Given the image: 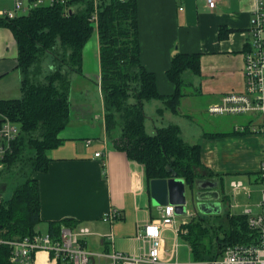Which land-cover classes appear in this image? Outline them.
<instances>
[{"label": "crops", "instance_id": "crops-1", "mask_svg": "<svg viewBox=\"0 0 264 264\" xmlns=\"http://www.w3.org/2000/svg\"><path fill=\"white\" fill-rule=\"evenodd\" d=\"M5 1L0 0V7H11L12 3H2ZM137 5L141 61L156 74L160 93L170 95L176 89V84L168 76V69L177 53H196L200 57L199 71L186 69L182 73L184 96L177 112L165 109L160 114L158 109L165 106L162 100L144 102L147 114L156 112L150 118L154 128L176 123L185 141L201 143L203 162L213 173L196 181H217L213 188L219 190L221 204L228 198L224 175L253 173L261 183L259 169L264 155V138L249 131L236 130L238 125L249 121V116L229 120L225 126L229 130L221 137L201 127L195 132L190 120L185 119L189 130L186 132L180 121L174 118L186 116L185 105L194 111L195 103L196 110H201L202 105L208 108L227 92L245 89V52L249 48L255 0H219L216 8H210L206 0H137ZM17 57L18 47L11 29L0 27V82L14 75L17 85L0 83V99L22 95ZM187 73L190 74L188 79L185 78ZM100 76V44L96 34L84 48L83 73H71V119L60 132L62 143L48 150L47 170L33 174L40 192L41 220L36 228L40 233H47L52 222L62 223L71 219V225H67L76 232L82 228L89 229L82 236L89 251L111 252L114 249L140 254L149 246L136 235L146 222L160 217L163 205L153 204L152 179H148L145 166L117 149L107 134ZM156 114L163 117L162 120L159 117L153 120ZM146 127L148 132H152L147 120ZM120 134L121 128L117 127L112 135L117 137ZM234 181H241L243 186L236 189ZM230 187L235 196L242 191L251 194L241 178L232 179ZM236 204L230 203V207ZM113 209L117 211V217L112 221L105 220L106 214ZM187 210L195 213L192 218L206 215L193 211L188 204ZM178 215L182 214L176 213L177 219ZM63 224L66 223L61 226ZM176 226L182 230V225ZM171 232L170 228L163 231L165 259L172 251L168 235ZM110 233L113 234L112 239L108 237ZM92 260L102 264L106 257H93ZM35 264L73 263L57 262L49 251L41 249L35 254Z\"/></svg>", "mask_w": 264, "mask_h": 264}, {"label": "trees", "instance_id": "trees-1", "mask_svg": "<svg viewBox=\"0 0 264 264\" xmlns=\"http://www.w3.org/2000/svg\"><path fill=\"white\" fill-rule=\"evenodd\" d=\"M0 27H8L14 35L22 77L21 97L0 99V111L21 128L0 175L6 191L12 186V194L0 202V237L23 238L38 232L40 192L33 174L47 170L48 150L62 143L60 132L71 119V73H83L84 48L96 34L105 126L114 146L143 164L149 180L169 177V167L188 185L200 178L196 167L206 168L212 175L203 162L201 143L185 141L178 124L147 131L144 102L162 100L165 106L158 109L160 114L165 109L177 112L184 96L182 73L186 69L199 71L200 57L196 53H177L168 69L176 89L170 95L160 93L156 74L141 61L137 0H60L30 8L15 18L1 17ZM117 127L121 134L116 137L112 134ZM227 215L229 226L221 224L209 242L206 216L198 215L182 224L181 236L190 245L192 264H215L212 261L226 246L252 240L254 232L247 215ZM71 221L65 219L62 223L71 225ZM62 223L52 222L50 231L57 234ZM10 255V246L0 243V264H13Z\"/></svg>", "mask_w": 264, "mask_h": 264}, {"label": "built area", "instance_id": "built-area-1", "mask_svg": "<svg viewBox=\"0 0 264 264\" xmlns=\"http://www.w3.org/2000/svg\"><path fill=\"white\" fill-rule=\"evenodd\" d=\"M60 0H14L11 7H0V18H15L30 8L41 5H53ZM67 0H61L66 2ZM210 8H216L219 0H206ZM93 19L97 22V15ZM249 48L245 52V79L243 91H231L224 94L217 102L208 106L212 115L243 114L249 116V121L236 127L238 131H249L264 138V0H255V8L251 18ZM21 134L20 125L12 121L0 111V175L6 168V156L13 152L14 142ZM264 153V144H263ZM100 155V152L96 153ZM259 176L262 184L261 200L258 211L245 207L243 213L248 217L250 229L254 237L246 243H234L226 246L220 257L213 260L215 264H264V155L260 163ZM243 186L241 181H234L233 187ZM6 182L0 178V202L6 194ZM187 214L195 213L187 210ZM118 213L110 210L105 220H114ZM175 205L166 204L160 207V217L146 222L137 233L136 238L148 243V249L140 254L112 250L111 252H92L85 246L82 236L89 231L82 228L76 232L73 227L63 224L57 234L36 232L23 238L4 239L0 243L11 248L10 261L13 264H35V254L38 250H47L54 260L71 262L73 264H96L93 257H106L102 264H192L181 263L178 260L165 259L163 231L170 228L174 232L172 256L178 248V238L182 230L176 226ZM187 222V220L185 221ZM112 239L113 234H108ZM100 264V263H98Z\"/></svg>", "mask_w": 264, "mask_h": 264}, {"label": "rangeland", "instance_id": "rangeland-1", "mask_svg": "<svg viewBox=\"0 0 264 264\" xmlns=\"http://www.w3.org/2000/svg\"><path fill=\"white\" fill-rule=\"evenodd\" d=\"M13 1L14 0H7V2L5 1L2 3H6L8 5H10L12 3V5H13ZM5 6H7V5H5ZM49 63H50V60H48L46 62L45 67L47 69L49 67ZM13 77H14V75H10L7 78H5L4 80H2L0 83L6 84L8 82L10 85H13V86L15 85V87H16L17 86L16 80H13ZM189 77H190V74L187 73L185 75V78L188 79ZM8 78H10V79H8ZM92 91H93V87H92ZM193 100H196V99H193ZM207 109L208 108L207 107L205 108V105H202L201 110H196L195 103H194V111H191V110H188L186 108V105H185L184 106V112H185V114L187 113L186 116L184 117L182 115H177V116H174V118L176 120L180 121L181 125L183 126V128L185 129L186 132L189 131L186 127L187 126L186 120H188V121L190 120L189 124L195 129V132L199 129V127H201V128L205 129L204 131H206L208 133L213 132L218 137H221L222 135L225 134L226 130L228 129V127H225V126H227L229 124V120H231L233 118H241V117L245 116V115H238V114L215 116V115L210 114ZM148 111H150V109ZM154 112H151L152 114H148L150 117L147 118L148 127H149V129L152 130V132L155 130V128H154L155 126H154V122L150 118L152 115H154L156 113V112L155 113ZM188 114L190 115V117H188ZM158 117H159V120H162V118H163V117H160L159 114H156L154 116L153 120H157L156 118H158ZM165 123H168V121L166 120ZM185 123H186V125H185ZM29 152L31 153L32 151H29ZM196 171H197V174L200 178L209 176V171L206 170V168L196 167ZM255 175L256 174H253V173L252 174H238L235 172L234 173L233 172L228 173V174L224 175V178H223L224 179V188L228 192L227 193L228 198L222 200L221 209L218 213H206V215H205L207 222H208V228H209V232H207V235H206V241L207 242H209V240H213L216 237V232L220 230L218 228L221 224H224L225 226H229V220L227 218L228 213H231V214L242 213L245 206L251 207L253 209V211H255V212L258 211V209H259L258 204L261 200V194H262V191H261L262 185L259 182V179L256 178ZM15 178L16 177H14L12 179H15ZM238 178L243 179L245 184L249 187V189L251 191L250 195L248 193H246V191L240 192L237 196H235L233 194L232 189L230 187V181L232 179H238ZM12 179H7V180L10 181ZM188 192H189V190H188ZM11 194H12V186H10L8 188L5 196L6 195L10 196ZM230 203H237V204L231 208ZM188 207L190 209H192L193 211H195L191 203H188ZM190 219H192V217L189 214L178 215L177 224L180 226V225H182V223L185 220H190ZM220 234H222V231H220ZM168 235H169V246H171V250H173V242L175 239L174 232L168 233ZM169 258L171 259V261L178 260L181 263H189V262L193 261L192 260L193 255L191 252L190 245H189L188 241L184 237H182L181 235L178 238V249H177L175 256H172V251H171Z\"/></svg>", "mask_w": 264, "mask_h": 264}, {"label": "water", "instance_id": "water-1", "mask_svg": "<svg viewBox=\"0 0 264 264\" xmlns=\"http://www.w3.org/2000/svg\"><path fill=\"white\" fill-rule=\"evenodd\" d=\"M169 170H171L169 177L151 180L153 204H173L177 214H186L188 203H191L197 212L218 213L220 211V192L213 188L216 187L217 181L197 180L188 185L184 177L178 176L171 167Z\"/></svg>", "mask_w": 264, "mask_h": 264}]
</instances>
